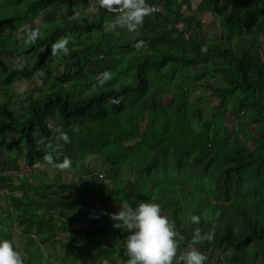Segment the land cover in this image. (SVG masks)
Listing matches in <instances>:
<instances>
[{
  "label": "trees",
  "instance_id": "16d2710c",
  "mask_svg": "<svg viewBox=\"0 0 264 264\" xmlns=\"http://www.w3.org/2000/svg\"><path fill=\"white\" fill-rule=\"evenodd\" d=\"M147 2L159 10L132 33L106 31L119 11L97 0H0V238L21 234V248L12 241L25 264H78L82 255L126 264L117 201V211L161 204L183 237L178 255L197 248L213 264H264V55L254 62L252 53L264 39V0ZM26 24L40 29L34 43ZM64 36L69 55L53 57ZM105 69L112 79L99 85ZM36 78L41 86L16 99L14 83ZM53 148L70 169L44 160ZM196 227L215 238L194 242Z\"/></svg>",
  "mask_w": 264,
  "mask_h": 264
},
{
  "label": "clouds",
  "instance_id": "9594fccd",
  "mask_svg": "<svg viewBox=\"0 0 264 264\" xmlns=\"http://www.w3.org/2000/svg\"><path fill=\"white\" fill-rule=\"evenodd\" d=\"M97 3L99 7L119 11V15L108 23L106 31L120 27L136 33L143 27L145 17L157 11L147 0H97ZM78 17L79 13H74L70 19ZM24 29V39L27 43H34L39 38V27L26 24ZM70 39L71 37L64 36L56 40L51 48L52 56L69 55ZM144 45L143 39L135 43V47L138 49ZM111 79V70L105 69L97 74L99 85H104ZM113 102L119 103L120 99L114 98ZM58 131L64 142H70V137L66 132L62 129H58ZM49 147L51 148V146ZM61 154L58 148H53L46 151L44 160L55 168L70 169L72 167L71 158L65 156L61 161L58 159ZM111 215L115 221L113 226L127 229L129 233L125 242L128 257L126 264H180V262L183 264H205L208 259L206 254L197 248L178 255L179 244L183 237L176 230L174 221L163 214L162 206L159 203L143 201L135 206L124 203L118 212ZM188 220L195 225L200 223V217L196 214L189 213ZM214 238L215 230L204 232L200 227L195 228L192 237L193 241L197 243ZM0 264H25V259L11 239L0 238Z\"/></svg>",
  "mask_w": 264,
  "mask_h": 264
},
{
  "label": "rangeland",
  "instance_id": "374dc122",
  "mask_svg": "<svg viewBox=\"0 0 264 264\" xmlns=\"http://www.w3.org/2000/svg\"><path fill=\"white\" fill-rule=\"evenodd\" d=\"M193 5H195V2L193 3ZM199 18L203 19V21L208 22V28H206L207 29V33L208 34H213V27L214 26H213V23H211L212 22V20H211L212 19L211 13L201 14V15H199ZM216 30L217 31H220V29L217 26H216ZM15 34H16V36L18 38H21V33L19 32V30H17ZM261 50H262L263 55H264V39H262L261 41H258V42H254V44H253L252 53L254 55V59H253L254 62H259L260 61L259 55H260ZM34 84H36L37 87H40L41 86V79L40 78H36V80H35L34 83L33 82H30V81H27V80L15 82L14 85H13V87H12V90L16 92V99H20V98L23 97V95H25V94L33 91V88H34L33 85ZM34 93L35 94H37V93L39 94V89H37L36 91H34ZM199 93H200V89H197L195 91V94H199ZM169 97L166 99V101H169ZM206 104L208 105L207 108H206L207 111L212 112L213 111V104L214 103H208V100L206 98ZM248 115H249V118H250L248 120L251 121V122H254L255 121V119H254L255 116H252L251 113H249ZM219 116H220V118H219L220 119V122L224 123V118H225L226 114H219ZM237 123H238V127L240 128L241 124L239 123V121ZM40 167L44 169L43 174H42V177H44L43 179H45V181L48 184L54 183L55 182V178H54L53 169L49 168L48 166H43V167L40 166ZM28 173L31 174V171L29 169H26L22 174L24 176L25 175L28 176ZM99 173H101V171ZM32 179L38 180V177L37 178H34L33 177ZM172 180H173L172 178H169L168 180L165 179L162 182H163L164 185H170L172 183ZM19 193H21V191H19ZM2 195H3V193H2V190H1L0 191V199H2ZM118 203H119V201L114 202V205L112 207L113 210H115L116 212H118L116 210V207L119 205ZM98 207L99 208H95L94 209V214L96 216H99V215L101 216L102 212L106 208V204L100 205ZM103 217H101V218H103ZM9 239H11L14 242H16L17 245H19L20 248L22 247L23 238H22V236H21V234L19 232H15L14 235L12 237H10ZM206 256L208 257V259L206 260V263L208 264V262H209V264H213L214 263V260L213 259L211 260V258H210V256L208 254H206ZM78 264H92V262L89 259V256L86 257L85 255H82V258L79 260Z\"/></svg>",
  "mask_w": 264,
  "mask_h": 264
},
{
  "label": "built area",
  "instance_id": "2783aa9c",
  "mask_svg": "<svg viewBox=\"0 0 264 264\" xmlns=\"http://www.w3.org/2000/svg\"><path fill=\"white\" fill-rule=\"evenodd\" d=\"M157 10H159V7L154 6ZM115 10V9H114Z\"/></svg>",
  "mask_w": 264,
  "mask_h": 264
}]
</instances>
